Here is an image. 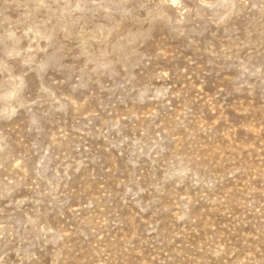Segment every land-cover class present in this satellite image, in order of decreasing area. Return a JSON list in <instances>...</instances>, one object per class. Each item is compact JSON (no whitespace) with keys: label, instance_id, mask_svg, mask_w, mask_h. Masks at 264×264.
<instances>
[{"label":"rangeland","instance_id":"374dc122","mask_svg":"<svg viewBox=\"0 0 264 264\" xmlns=\"http://www.w3.org/2000/svg\"><path fill=\"white\" fill-rule=\"evenodd\" d=\"M0 264H264V0H0Z\"/></svg>","mask_w":264,"mask_h":264}]
</instances>
